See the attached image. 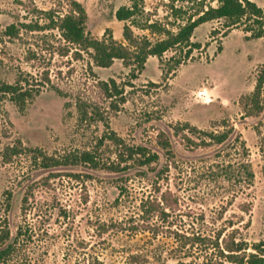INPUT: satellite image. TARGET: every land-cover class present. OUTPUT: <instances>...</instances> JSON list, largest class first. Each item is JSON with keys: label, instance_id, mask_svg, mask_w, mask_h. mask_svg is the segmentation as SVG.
Returning <instances> with one entry per match:
<instances>
[{"label": "rangeland", "instance_id": "rangeland-1", "mask_svg": "<svg viewBox=\"0 0 264 264\" xmlns=\"http://www.w3.org/2000/svg\"><path fill=\"white\" fill-rule=\"evenodd\" d=\"M71 1L0 0V83L23 76L34 86L47 72L51 84L41 87L24 112L8 99L1 101L0 234L8 227L11 237L0 251L13 248L0 262L207 264L218 250L195 238L221 233V246L229 235L250 246L264 242V89L261 114L243 116L240 105L254 91L264 65V38L247 39L242 29L211 38L213 30L224 31V22H207L195 29L193 41L210 45L194 52L175 77L164 80L159 59L150 57L132 79L122 61L97 67L61 39L55 21L71 11ZM75 1L87 12L91 37L107 33L121 43H126L124 25L130 24L116 19L123 6L138 3L132 28L152 42L164 36L143 29L148 20L176 31L203 8L217 6L212 0ZM251 1L264 8V0ZM10 25L16 33H8ZM182 56L180 50L168 51L165 70ZM111 80L122 98L108 97L101 83ZM83 109L93 121L81 120ZM180 123L209 132L233 127L234 133L221 145L197 147L174 134ZM111 132L128 145L148 148L159 160L110 170L116 147L105 135ZM160 132L170 139V155L158 144ZM185 133L195 142L203 137ZM18 143L49 156L89 151L101 166L44 169L29 153L6 163L5 148Z\"/></svg>", "mask_w": 264, "mask_h": 264}, {"label": "trees", "instance_id": "trees-1", "mask_svg": "<svg viewBox=\"0 0 264 264\" xmlns=\"http://www.w3.org/2000/svg\"><path fill=\"white\" fill-rule=\"evenodd\" d=\"M217 3L216 7L203 8L196 17H192L178 27L176 31L167 29L165 25L156 21L149 20L142 25L143 29L148 30L152 34L164 36V38L152 42L147 37L140 38L135 35L132 26H136V17L139 14L138 3H134L131 7L123 6L116 11V19L120 22H130L125 24L123 28V38L126 43L115 40L112 34H105L102 39H96L89 35L87 31L88 15L84 6L75 1H71V11L58 17L55 21L54 29H56L61 39L68 45L74 46L76 55L86 53L93 61L95 66L101 68L111 67L115 60L122 61L125 68L130 69L132 79H137L145 70V65L150 57H157L163 71V78L167 80L170 76L175 77L178 68L193 59L194 52H202L210 43L203 46L201 43L193 41L194 31L200 25L211 21H223L224 31L218 33L216 30L211 32V38L215 34H221L226 37L233 29H242L247 39L264 38V8L258 6L251 0H212ZM8 33H16L15 25H10L7 29ZM109 32V31H108ZM180 50L183 53L181 59L175 61L172 69L165 70L163 57L171 50ZM222 51L219 45L218 53ZM37 82V81H36ZM105 88L108 97H123V91L114 80L109 83H101ZM50 86V78L48 73L41 83L31 84V81L20 76L15 83H0V110L1 101L8 99L14 103L21 112H24L36 96L41 94V87ZM156 85V84H155ZM264 89V65L257 72L256 85L254 91L240 100V105L246 117H254L263 112L262 94ZM123 100V99H122ZM80 108H82L80 106ZM81 120L85 122L93 121V117L89 115L86 109L81 111ZM103 120V119H100ZM228 121L223 120L222 125L227 126ZM174 134L180 136L183 134L184 140L194 143L197 147H208L212 145H221L225 143L234 133V128L230 127L223 132H209L198 129L189 123L178 124L173 127ZM185 132H195L200 136L198 142L193 141ZM105 140L113 143L116 147V162L110 163L109 168L113 171L125 170L129 164H137L139 166L151 165L159 160V155L152 153L148 148L143 146L128 145L122 138L118 137L114 132L105 135ZM158 144L165 150L166 154L172 152L170 139L164 132L158 134ZM24 153L33 154L35 161L39 162L44 169H51L63 166H81L86 165L93 169L100 168V161L94 153L89 151L82 153H68L63 156H49L38 148H24L21 143L6 147L2 158L6 163L12 162L13 158ZM123 165V167H121ZM248 176L254 177L253 172L247 167ZM222 234L219 233L215 239L195 238L198 242H204L217 249V255L210 258L207 264H264V242L256 243L252 246L244 240H238L235 236L229 235L226 239H222L223 246L220 244ZM11 232L7 227L0 234V245L9 240ZM12 245L0 251V260L12 251ZM0 264H6V262ZM175 264H191L185 262H177Z\"/></svg>", "mask_w": 264, "mask_h": 264}]
</instances>
